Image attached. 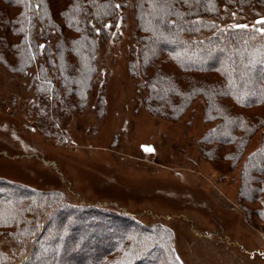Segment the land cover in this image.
Listing matches in <instances>:
<instances>
[{
  "label": "rangeland",
  "instance_id": "1",
  "mask_svg": "<svg viewBox=\"0 0 264 264\" xmlns=\"http://www.w3.org/2000/svg\"><path fill=\"white\" fill-rule=\"evenodd\" d=\"M135 1L125 0L112 37L99 40L90 92L68 95L54 51L50 67L49 54L38 56L32 48L35 60L24 75L0 64V178L38 192H59L76 206L125 213L145 226L161 224L171 231L182 264H264L261 205L239 193L241 169L261 136L249 139L235 166L226 159L231 145L205 147L219 149V160L212 162L199 144L214 127L203 119L201 98L173 120L146 109L145 78L130 66ZM219 12L222 29L264 32L259 26L264 10H232L221 3ZM57 40L52 31V49ZM29 246L22 256L8 238H0L8 264H22Z\"/></svg>",
  "mask_w": 264,
  "mask_h": 264
},
{
  "label": "trees",
  "instance_id": "2",
  "mask_svg": "<svg viewBox=\"0 0 264 264\" xmlns=\"http://www.w3.org/2000/svg\"><path fill=\"white\" fill-rule=\"evenodd\" d=\"M124 2L0 0V64L24 75L35 60L32 48L38 56L54 51L68 95L90 92L99 40L112 37L120 10L127 8ZM221 3L232 10H264V0H136L130 66L145 78L146 109L163 119L182 117L191 102L202 99L203 119L214 127L199 144L212 162L219 160V149L205 147L231 145L226 159L235 166L249 139L261 136L241 169L239 193L261 205L258 214L264 221V32L220 28ZM52 31L58 36L54 49ZM47 64L54 66V54ZM193 72L203 77L187 75ZM3 237L22 256L31 243L22 264H182L171 231L161 224L145 226L125 213L76 206L64 202L59 192H38L0 178ZM9 260L0 250V264Z\"/></svg>",
  "mask_w": 264,
  "mask_h": 264
},
{
  "label": "snow or ice",
  "instance_id": "3",
  "mask_svg": "<svg viewBox=\"0 0 264 264\" xmlns=\"http://www.w3.org/2000/svg\"><path fill=\"white\" fill-rule=\"evenodd\" d=\"M150 150V149H149Z\"/></svg>",
  "mask_w": 264,
  "mask_h": 264
}]
</instances>
